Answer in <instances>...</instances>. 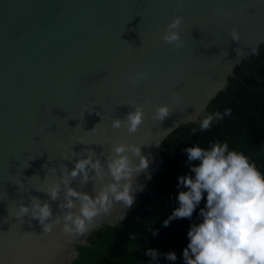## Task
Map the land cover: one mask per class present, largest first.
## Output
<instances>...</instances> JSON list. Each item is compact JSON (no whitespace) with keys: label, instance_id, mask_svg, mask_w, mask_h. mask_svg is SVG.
Masks as SVG:
<instances>
[{"label":"water","instance_id":"1","mask_svg":"<svg viewBox=\"0 0 264 264\" xmlns=\"http://www.w3.org/2000/svg\"><path fill=\"white\" fill-rule=\"evenodd\" d=\"M176 16L182 49L161 38ZM263 42L264 0H0V262L74 264L94 232L119 224L132 208L116 205L85 236L72 237L62 225L43 234L37 220L16 218L18 205L49 199L36 190L59 183L62 165L71 169L79 158L74 152L91 149L104 160L117 142L148 145L136 204L162 168L164 140L199 123L227 90L248 56L237 59L235 49L250 52ZM141 72L147 77L133 86L130 78ZM135 104L145 114L138 131L113 129L112 120ZM163 104L173 113L158 122L152 114ZM72 186L91 193L92 181L82 186L77 178ZM49 202L59 213V201Z\"/></svg>","mask_w":264,"mask_h":264},{"label":"clouds","instance_id":"2","mask_svg":"<svg viewBox=\"0 0 264 264\" xmlns=\"http://www.w3.org/2000/svg\"><path fill=\"white\" fill-rule=\"evenodd\" d=\"M181 23V16L174 17L161 37L176 49H182L185 43L178 31ZM230 37L239 43L241 33L233 27ZM235 52L237 59L260 54L258 47H251L250 52L238 47ZM147 75L146 72L137 73L130 78V82L134 86ZM173 99L179 102L177 97ZM134 102L135 98L130 103ZM84 111H87L86 106ZM231 112L230 108H226L222 113L217 111L204 115L199 121V130H209L213 123L230 116ZM172 113L168 104L158 105L152 118L162 122ZM194 114L199 115V112L195 110ZM144 118L143 106L135 104L125 118L113 119L111 126L113 129L123 126L128 133L134 134ZM176 125L174 123V127ZM95 129L96 126L91 131ZM196 131L192 129L193 133ZM145 146L148 145L117 142L104 160L91 149H85L83 156L74 152V157L79 158L70 160L74 164L71 169L62 165L59 183H47L44 189H35L46 193L49 199L42 201L37 196H31L28 205H18L16 218L30 216L37 220L43 234H51L54 227L62 225V233L68 236H85L98 219L111 215L116 205L128 209L134 206L135 192L143 190L136 183L137 177L148 170L150 163L148 156L142 153ZM184 151L194 176L189 174L178 178L177 187L187 190L179 191L178 207L164 220L163 227H168L175 219H191L205 193L206 204L198 213L202 222L193 223L187 232L188 244L182 252L183 264H264V173L249 156L230 150L227 142L215 141L208 148L193 145ZM194 161L199 163L192 164ZM50 171L55 174L57 169L53 167ZM77 178L82 186L92 181L91 193L72 186ZM49 201H59L60 212L56 215ZM158 231H153L152 235H157ZM130 239L135 240L136 235L131 234ZM144 255L150 258L149 264H159L158 257L161 255L167 261L177 260L174 251L161 254L149 248Z\"/></svg>","mask_w":264,"mask_h":264},{"label":"trees","instance_id":"3","mask_svg":"<svg viewBox=\"0 0 264 264\" xmlns=\"http://www.w3.org/2000/svg\"><path fill=\"white\" fill-rule=\"evenodd\" d=\"M259 55H248L235 67L226 91L216 95L207 106L206 114L232 110L231 115L209 130L200 131L199 123L180 126L169 135L162 146L164 162L158 174L141 194L125 220L115 226H102L79 247L74 264H149L144 253L150 248L159 253L174 251L175 262L163 255L159 264H183L182 252L188 244L187 232L193 223L202 222L198 213L206 204V193L191 219L179 218L163 227L178 207V178L193 175L187 163V147L208 148L215 141L227 142L230 150L243 152L264 173V42L258 45ZM195 128L197 131L192 132ZM198 161L192 164H198ZM157 235H152L153 231ZM135 234L136 239H130ZM156 264V262H152Z\"/></svg>","mask_w":264,"mask_h":264},{"label":"snow or ice","instance_id":"4","mask_svg":"<svg viewBox=\"0 0 264 264\" xmlns=\"http://www.w3.org/2000/svg\"><path fill=\"white\" fill-rule=\"evenodd\" d=\"M0 264H2V262H0Z\"/></svg>","mask_w":264,"mask_h":264}]
</instances>
